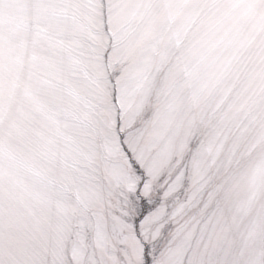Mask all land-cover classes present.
Segmentation results:
<instances>
[{"label":"snow or ice","instance_id":"obj_1","mask_svg":"<svg viewBox=\"0 0 264 264\" xmlns=\"http://www.w3.org/2000/svg\"><path fill=\"white\" fill-rule=\"evenodd\" d=\"M130 2L18 0L41 43L63 45L69 56L67 67L40 65L36 93L52 135L39 159L15 162L19 182L30 176L57 200L58 227L37 250L21 252L3 194L12 162L0 149V264H264V243L249 245L229 227L222 184L241 163L230 128L218 122L208 131L193 122L169 166H155L147 138L167 131L162 113L174 109V97L166 82L182 53L142 52L135 70H127L135 39L119 11ZM213 112L209 106L204 115Z\"/></svg>","mask_w":264,"mask_h":264},{"label":"rangeland","instance_id":"obj_2","mask_svg":"<svg viewBox=\"0 0 264 264\" xmlns=\"http://www.w3.org/2000/svg\"><path fill=\"white\" fill-rule=\"evenodd\" d=\"M64 14L71 16V9ZM119 17L135 39L127 70H135L142 52L182 53L166 82L174 97V109L162 113L167 131L155 141L147 138L155 166H169L181 133L193 122L208 131L218 122L230 128L229 143L241 163L222 184L229 227L249 245L264 243V0H133ZM71 37L68 29L62 39ZM43 39L18 0H0V149L12 162L3 194L24 254L47 243L58 227L57 200L30 176L19 182L15 164L21 157L39 159L40 146L52 135L36 93L40 65L69 62L63 45L49 49ZM189 64L197 68L191 75ZM78 79L87 83L89 75L81 72ZM209 106L215 112L205 117Z\"/></svg>","mask_w":264,"mask_h":264}]
</instances>
